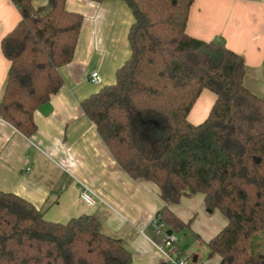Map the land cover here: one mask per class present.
<instances>
[{
  "label": "trees",
  "instance_id": "1",
  "mask_svg": "<svg viewBox=\"0 0 264 264\" xmlns=\"http://www.w3.org/2000/svg\"><path fill=\"white\" fill-rule=\"evenodd\" d=\"M11 1L21 19L1 42L10 69L0 117L31 138L35 112L63 86L60 69L74 59L84 17L66 0ZM123 1L134 17L131 55L114 84L81 103L84 114L130 178L158 187L156 218L171 233L190 225L171 206L202 194L207 211L227 220L207 244L210 256L264 264V95L245 86L244 60L224 39L187 34L195 0ZM204 90L216 99L194 125L188 116ZM44 214L0 190V264H130L122 240L104 234L96 216L56 223Z\"/></svg>",
  "mask_w": 264,
  "mask_h": 264
},
{
  "label": "crops",
  "instance_id": "2",
  "mask_svg": "<svg viewBox=\"0 0 264 264\" xmlns=\"http://www.w3.org/2000/svg\"><path fill=\"white\" fill-rule=\"evenodd\" d=\"M47 3L34 0L36 7ZM66 8L84 17L74 59L60 69L63 86L50 98L48 111L35 112L37 131L31 138L0 117V190L42 209L51 222L96 216L104 234L122 240L130 264H170L156 247L162 243L153 225L162 207L158 187L130 178L118 166L81 107L101 88L114 84L117 70L129 59L133 13L123 0H66ZM20 19L11 0H0V102L10 69L1 42ZM186 32L203 41L224 39L244 60L245 86L264 95V0H195ZM93 73L101 84L91 82ZM215 99L204 90L188 116L190 123L201 124ZM80 185L102 202L89 207L80 198ZM171 210L190 224L183 232L193 234L186 245V233H172L177 251L173 257L185 258L188 264H219L220 257L210 256L207 244L227 220L207 211L202 194L184 196Z\"/></svg>",
  "mask_w": 264,
  "mask_h": 264
},
{
  "label": "built area",
  "instance_id": "3",
  "mask_svg": "<svg viewBox=\"0 0 264 264\" xmlns=\"http://www.w3.org/2000/svg\"><path fill=\"white\" fill-rule=\"evenodd\" d=\"M91 82L94 84H101V79L97 73L91 75ZM80 198L89 207L97 205L102 202L87 186L80 185ZM155 234L162 239V243L157 247V250L167 259L170 264H188L185 258L173 257L177 251L175 250L176 239L171 232H165L166 226L157 218L153 221Z\"/></svg>",
  "mask_w": 264,
  "mask_h": 264
},
{
  "label": "rangeland",
  "instance_id": "4",
  "mask_svg": "<svg viewBox=\"0 0 264 264\" xmlns=\"http://www.w3.org/2000/svg\"><path fill=\"white\" fill-rule=\"evenodd\" d=\"M151 132H152V130H151ZM162 137H163V135H162ZM212 213H217V214H219V217H222L223 219H226V218H225V217H224L219 211H217V210L214 211V212H210V214H212ZM183 233H186V234H184V236H186V235H187V236L185 237V240H183V238H182V240H183L182 243H184V244L187 245V244H189V242H190L189 239L192 238L191 236H193V234H192V232H188V233H187V232H183ZM184 236H183V237H184ZM179 244H181V243H179ZM184 244H183V245H184Z\"/></svg>",
  "mask_w": 264,
  "mask_h": 264
},
{
  "label": "water",
  "instance_id": "5",
  "mask_svg": "<svg viewBox=\"0 0 264 264\" xmlns=\"http://www.w3.org/2000/svg\"><path fill=\"white\" fill-rule=\"evenodd\" d=\"M48 105L46 104V105H44V106H42L39 110H41V112H45V111H48Z\"/></svg>",
  "mask_w": 264,
  "mask_h": 264
}]
</instances>
